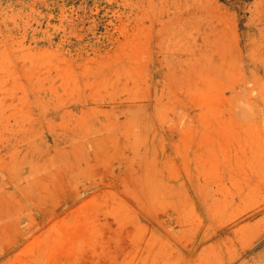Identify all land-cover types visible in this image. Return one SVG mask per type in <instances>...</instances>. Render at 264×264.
<instances>
[{
	"label": "rangeland",
	"instance_id": "rangeland-1",
	"mask_svg": "<svg viewBox=\"0 0 264 264\" xmlns=\"http://www.w3.org/2000/svg\"><path fill=\"white\" fill-rule=\"evenodd\" d=\"M0 264H264V0H0Z\"/></svg>",
	"mask_w": 264,
	"mask_h": 264
}]
</instances>
